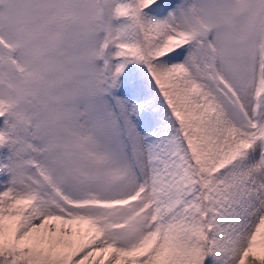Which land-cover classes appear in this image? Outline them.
Returning <instances> with one entry per match:
<instances>
[{
  "label": "snow or ice",
  "instance_id": "6c2138e0",
  "mask_svg": "<svg viewBox=\"0 0 264 264\" xmlns=\"http://www.w3.org/2000/svg\"><path fill=\"white\" fill-rule=\"evenodd\" d=\"M0 264H264V0H0Z\"/></svg>",
  "mask_w": 264,
  "mask_h": 264
}]
</instances>
